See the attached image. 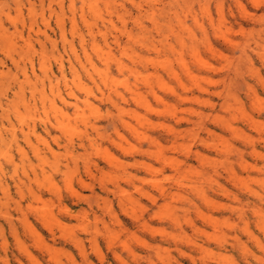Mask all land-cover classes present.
<instances>
[{"label":"rangeland","instance_id":"obj_1","mask_svg":"<svg viewBox=\"0 0 264 264\" xmlns=\"http://www.w3.org/2000/svg\"><path fill=\"white\" fill-rule=\"evenodd\" d=\"M0 264H264V0H0Z\"/></svg>","mask_w":264,"mask_h":264},{"label":"bare ground","instance_id":"obj_2","mask_svg":"<svg viewBox=\"0 0 264 264\" xmlns=\"http://www.w3.org/2000/svg\"><path fill=\"white\" fill-rule=\"evenodd\" d=\"M94 1V0H93ZM96 2V1H95ZM99 4V3H98ZM93 6V4L91 5ZM95 7V6H94ZM94 7H93V11H94ZM91 8V7H90ZM138 9V8H137ZM177 17V16H176ZM180 22V21H179ZM182 25V24H181ZM100 34V33H99ZM94 36V35H93ZM95 39V38H94ZM118 41V40H117ZM95 43V42H94Z\"/></svg>","mask_w":264,"mask_h":264}]
</instances>
